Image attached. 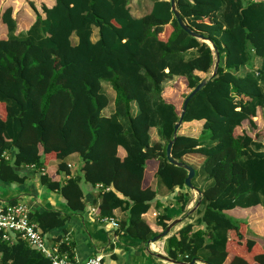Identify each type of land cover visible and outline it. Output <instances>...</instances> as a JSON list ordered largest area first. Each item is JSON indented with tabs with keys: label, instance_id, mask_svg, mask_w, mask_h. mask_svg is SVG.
Masks as SVG:
<instances>
[{
	"label": "trees",
	"instance_id": "16d2710c",
	"mask_svg": "<svg viewBox=\"0 0 264 264\" xmlns=\"http://www.w3.org/2000/svg\"><path fill=\"white\" fill-rule=\"evenodd\" d=\"M28 4L35 19L21 31L12 7H0V182L22 185L24 168L32 166L39 182L62 197L67 213L52 208L30 213L45 240L58 231L50 245L72 262L85 261L75 259L74 244L62 235L71 217L86 208L83 180L98 188L92 202L98 218L123 212L115 234L147 244L172 221L156 201L155 180L168 194L176 193L182 220L199 214L197 223L166 237L167 257L264 264V242L261 247L251 239L246 219L229 213L255 206L264 213V141L251 134L254 120L264 127V0H175L182 20L216 50L179 26L169 0H151L139 17L132 15L129 0H55L41 6L42 14ZM216 52L220 62L209 78ZM256 61L260 66L254 69ZM176 78L184 79L188 91L178 106L164 98L166 82ZM203 78L209 79L188 102L171 147L179 162L187 163L186 155L203 158L198 166L187 163L200 192L199 206L187 215V171L167 160L166 146L184 98ZM103 82L114 91L108 116L102 114L110 102ZM193 122L201 125L196 134L182 132ZM74 153L83 163L80 176H71L65 161ZM50 155L58 161L56 173L67 178L41 172ZM150 160L157 166L144 186ZM154 201L158 230L142 218ZM0 264L52 261L25 240L0 233Z\"/></svg>",
	"mask_w": 264,
	"mask_h": 264
},
{
	"label": "crops",
	"instance_id": "0c3cea01",
	"mask_svg": "<svg viewBox=\"0 0 264 264\" xmlns=\"http://www.w3.org/2000/svg\"><path fill=\"white\" fill-rule=\"evenodd\" d=\"M20 8L16 7L14 4L12 5V13L13 16H15L17 20V31L25 30L27 29L33 21L31 20L28 25H24L26 23L25 18H28L30 13L32 12V9L30 8L28 2H25V0H20ZM34 3L37 11L42 14L41 12V6L45 5L47 7H51L55 0H29ZM151 2V0H150ZM16 3V4H17ZM25 3V6H24ZM142 3L143 0H129V7L132 15L139 17L144 15L150 8V5L146 9V11H142ZM9 5V6H10ZM16 13H19L18 15ZM20 17V20H19ZM24 19V23H23ZM167 30V28H166ZM97 38V30L94 29L93 32V39L95 40ZM200 74V73H199ZM202 75V74H201ZM175 83L172 85H168L165 90L170 89L172 91L177 90V93L175 91L174 96L166 99L167 101L173 103L174 105H177L179 103V97L178 93L180 94L183 91H185L184 86V79L182 78H176ZM179 84V86L177 85ZM111 90V94L110 93ZM174 93V92H173ZM108 97H109V105L106 107L102 114L105 116H108L113 112V98H114V91L109 87L108 91ZM200 122H193V123H186L183 126L182 132H188L190 131L188 128L192 125L199 126V129H197V132L200 130L201 125ZM191 130H194L193 128ZM154 135V139L157 138L156 130H151V135ZM118 153L120 157L124 156V151L119 148ZM191 157H196L198 160L197 163L192 161ZM80 158L77 154H71L69 155L65 161L68 164H71L70 168V175L71 176H80L82 175L81 167L83 163L80 164V170L81 174H78L76 172V164ZM202 157L199 156H193V155H186L183 157V160L189 164H194L195 166H198L201 161ZM45 164L41 168V172L48 173L50 177H52L55 180H62L67 178L64 175H58L56 173V167H57V160H55V157L53 155H50L48 158L44 159ZM156 162L153 160L147 161V167L145 170V177L143 185L147 186L150 184L152 180V174L156 169ZM34 167H26L24 168V172L27 174V179L24 184L22 185H5L0 182V202H7L10 199H15L17 202V198L26 197L29 203V208L31 212H34L38 209L43 208H52L55 210H59L62 214H65L68 212V209H63L64 200L62 197L55 191H51L49 202H44L41 196L46 193L45 189H47L44 185H42L37 177V174L33 172ZM158 186L160 190H157L155 186ZM152 188L155 189L158 193V195L163 198L165 202H170L176 206V196L172 194V197L170 194H168L162 187H160L155 180L152 181ZM97 187L88 186L87 191L84 192L85 196V203L86 208L84 211L78 212L75 215H73L66 225V232L62 234L64 238H68L70 242L74 244V257L78 261H84L92 256L95 255H101L103 258L104 264H180V263H172L166 260H163L158 257L159 254H163L165 256L166 252L164 249L165 246V239L168 235L175 233L179 228H181L184 224L190 223V222H196L198 221L197 218H195L193 215L188 216L184 220L180 221L176 226H174L169 234L165 237L160 239L159 241L155 243H147L142 244L139 241L132 239L126 235L123 234H115V228H113L106 219H100L94 212L95 205L92 204L94 198L97 196ZM190 200L188 204L186 205V210H191L196 206V200L198 199L199 194H197L194 190H190ZM9 193H11L10 196ZM161 193V194H160ZM59 195L61 197L58 198ZM99 201V200H98ZM97 201V202H98ZM60 206V207H58ZM66 206V205H65ZM157 203L151 205L150 209L142 215V218L153 228V230H158L157 226L155 225L157 214L159 213V210L156 209ZM163 207V205L161 206ZM59 208V209H58ZM169 211V215L172 217V220L175 218H182V213H178V209L176 207L167 208ZM197 209V208H196ZM192 213V212H191ZM232 216L237 218H244L248 221L249 228L252 230L253 235L251 236L252 240L257 241L261 247H263L261 241L264 242V213L260 206L251 207L248 209H234L229 212ZM188 215V214H187ZM123 217V212L119 210L113 211V218L114 220H118ZM183 223V224H182ZM179 226V227H178ZM59 232H51L46 235V244L48 247H50V240L51 237L56 236ZM244 241V240H242ZM106 260V262H105ZM195 264H204L202 261L195 262Z\"/></svg>",
	"mask_w": 264,
	"mask_h": 264
},
{
	"label": "built area",
	"instance_id": "2783aa9c",
	"mask_svg": "<svg viewBox=\"0 0 264 264\" xmlns=\"http://www.w3.org/2000/svg\"><path fill=\"white\" fill-rule=\"evenodd\" d=\"M70 166L71 164H68V167ZM30 213L31 210L25 203L0 202V233L4 238L19 237L25 240L32 248L44 253L52 264H103L101 255H95L82 263H76L70 261L66 254H60L56 245L48 247L37 223L30 218ZM106 221L113 228L117 227L113 218H106Z\"/></svg>",
	"mask_w": 264,
	"mask_h": 264
},
{
	"label": "water",
	"instance_id": "95a60500",
	"mask_svg": "<svg viewBox=\"0 0 264 264\" xmlns=\"http://www.w3.org/2000/svg\"><path fill=\"white\" fill-rule=\"evenodd\" d=\"M170 1V5H171V10L174 14V17L175 19L177 20L179 26L184 30L186 31L187 33L197 37L198 39H200L202 42H206L210 45V47L213 49V50H216V47L215 45L206 37H204L201 33L199 32H195L193 30H191L187 24L182 20L181 16H180V13L179 11L177 10L176 8V5H175V0H169ZM219 62H220V57H219V54L218 52H216V55H215V63H214V67H213V71L211 72L210 77H214L217 73V68H218V65H219ZM209 78H203L192 90H190V92L187 94V96L184 98L183 102H182V106H181V112H180V116H179V119L178 121L175 123L174 125V131H173V139L170 140L166 146V158L167 160L176 165V166H180V167H183L186 171H187V176L184 180V184L186 187H188L189 189L191 190H194L197 194H200V192L197 190V189H194L193 187V184L191 182L192 178L194 177L195 175V169L187 164V163H184V162H179L177 160H175L171 154V147H172V144L174 142V140L176 139V135H177V130L179 129V127L181 126L182 124V119H183V116L186 112V108H187V104L188 102L190 101V99L206 84L207 80ZM199 203H200V200L196 203V206H194L193 209L189 210L187 212V214H190L191 212H193L198 206H199ZM181 221V218H175L174 220H172L168 225L167 227L162 231L160 232L159 234L155 235L150 241L149 243H155L157 241H159L160 239L162 238H165L170 230L176 226L179 222ZM159 258L163 259V260H166V261H169V262H172V263H180V264H195V262H199V260L197 259H193L191 262H188V263H185V262H179V261H176V260H172L170 259L169 257L163 255V254H159L158 255ZM204 263V262H203ZM206 264V263H204Z\"/></svg>",
	"mask_w": 264,
	"mask_h": 264
},
{
	"label": "rangeland",
	"instance_id": "374dc122",
	"mask_svg": "<svg viewBox=\"0 0 264 264\" xmlns=\"http://www.w3.org/2000/svg\"><path fill=\"white\" fill-rule=\"evenodd\" d=\"M19 2V3H21V1L20 0H0V7H3V6H9L10 4H14L16 7H19L20 8V4H18L17 2ZM25 2H29V0H25ZM17 3V4H16ZM150 0H143V3H142V11H146V9L148 8V6L150 5ZM12 5H10V6H12ZM24 6H25V3H24ZM17 15L19 14V13H16ZM33 19H35L34 18V12L32 11L31 13H30V15H29V17L28 18H25V21H26V23L24 24V25H28L29 23H30V21L32 20L33 21ZM19 20H20V17H19ZM23 23H24V19H23ZM73 41H75V39L73 38L72 39ZM260 66V61H256V62H254V65H253V68L255 69V68H257V67H259ZM175 79H173V80H169V81H167L166 82V84L165 85H172V84H174L175 83ZM177 85L179 86V84L177 83ZM109 85L107 84V83H105V82H103V85H102V89H103V91L108 95V91H109ZM179 88H180V86H179ZM181 89V88H180ZM175 91H176V93H177V90L175 89ZM175 91H174V93H171L172 92V90H170V89H167V90H165L164 91V97L166 98V99H168V98H170V97H172V95L174 96V94H175ZM188 91L187 90H185V91H183V89H182V92L179 94L178 93V97L180 98L179 99V103H177V105L176 106H178L180 103H181V100L183 99V95H185L186 93H187ZM109 94H111V90H110V93ZM254 120V119H253ZM255 122H256V125H257V128L253 131V132H251V134H252V136H254V135H256V134H258V140H260V141H264V127H263V125L261 124V122L259 121V123L256 121V120H254ZM244 125L245 126H247V123L245 122L244 123ZM194 129V130H191V129ZM190 131L189 132H191V133H194V134H196L197 133V129H199V126H197V125H192L191 127H189L188 128ZM152 139H154V135H153V133H152ZM192 159V161H194L195 163H197L198 162V160L196 159V157H191ZM77 162V164H76V172L78 173V174H81V170H80V164H81V159H79L78 161H76ZM80 185H81V188H82V190H83V192H85V191H87V188H88V186H90L89 184H87L86 182H84L83 180L80 182ZM156 187V189L157 190H160V188L156 185L155 186ZM163 187V186H162ZM163 189H164V187H163ZM45 192L46 193H44L42 196H41V198L43 199V203L45 202H49V199H50V195H48V194H51V191H49L48 189H45ZM159 193V192H158ZM161 194V193H160ZM11 195V193H9V195H7V196H10ZM55 196H58V198H60L61 199V197L59 196V195H56L55 194ZM171 197H172V195H170ZM18 199V201H20V202H22V203H25V204H27V205H29V203H28V200H27V198L26 197H21V198H17ZM156 201H158V202H160V203H162V205H163V207H167V208H172V207H176V206H174V204L173 203H171L170 204V202H165L164 200H163V198H161L160 196H158V198H156ZM156 201H154L153 202V204L156 202ZM58 207H60V206H58ZM63 209L65 210L66 209V206H65V204H63ZM59 209V208H58ZM195 218H198L199 217V214H194L193 215ZM105 262H106V260H105Z\"/></svg>",
	"mask_w": 264,
	"mask_h": 264
},
{
	"label": "bare ground",
	"instance_id": "6f19581e",
	"mask_svg": "<svg viewBox=\"0 0 264 264\" xmlns=\"http://www.w3.org/2000/svg\"><path fill=\"white\" fill-rule=\"evenodd\" d=\"M183 224V223H182ZM179 227V226H178Z\"/></svg>",
	"mask_w": 264,
	"mask_h": 264
}]
</instances>
